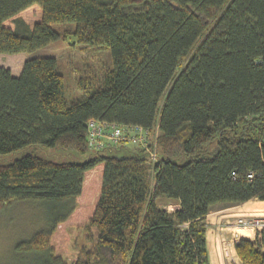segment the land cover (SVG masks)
Wrapping results in <instances>:
<instances>
[{"label": "trees", "instance_id": "16d2710c", "mask_svg": "<svg viewBox=\"0 0 264 264\" xmlns=\"http://www.w3.org/2000/svg\"><path fill=\"white\" fill-rule=\"evenodd\" d=\"M33 4L41 17L30 26L17 14ZM53 23L105 46L111 66L70 104L54 56L27 58L17 76L0 66V153L41 145L84 156L0 163V207L72 202L17 245L46 252L40 264H210L208 212L264 200V0H0V53L50 44ZM92 118L157 130L156 161L142 146L91 150ZM68 226L93 230L92 246L77 248ZM234 250L241 264H264V230Z\"/></svg>", "mask_w": 264, "mask_h": 264}, {"label": "rangeland", "instance_id": "374dc122", "mask_svg": "<svg viewBox=\"0 0 264 264\" xmlns=\"http://www.w3.org/2000/svg\"><path fill=\"white\" fill-rule=\"evenodd\" d=\"M38 6V4H34V7L26 9L19 15L30 26L41 17V8L39 6L38 10ZM4 24L12 27V18L5 20ZM51 26L60 31V37L29 53L30 57L50 55L56 58L58 70L64 76L65 100L67 104H70L72 101L84 97L87 89L81 88L82 82H89L91 87L101 83L104 73L111 66L110 53L105 46H89L76 42L75 36L71 33L75 24L53 23ZM184 63L185 61H182L181 65ZM181 65L177 67L175 75L181 70ZM166 93L167 90L164 91L163 95ZM157 133V130L150 134L141 130L139 132L140 139L135 142H123L121 140L113 142L108 138L100 137L101 145L98 148L88 147L95 152H104L107 146L118 147L123 144L133 147L142 146L147 153L146 162L152 164L158 155ZM26 154H34L54 161H80L84 158L82 154L74 150L63 149L58 146L28 145L16 151L0 153V163L11 162ZM149 181L150 184H153L152 173L149 174ZM71 203L65 198L57 201L11 199L4 203L0 207V264H40L46 262L48 260L46 252L17 244L21 241L30 240L39 231L48 230L54 218L71 210ZM73 204L76 208L77 203L73 201ZM166 208L173 210L176 206L168 205ZM260 212H264V200L258 199H251L228 207L216 205L208 212L204 220L208 224L206 239L210 264H241L234 250V242L240 237L248 239L254 237H252V230L247 228L248 226L245 224L241 225L238 218L241 214H258ZM66 232L72 235L76 247L79 249L90 248L93 244L89 241L90 236H92L89 234H94L93 230L87 231L84 227L68 226Z\"/></svg>", "mask_w": 264, "mask_h": 264}, {"label": "built area", "instance_id": "2783aa9c", "mask_svg": "<svg viewBox=\"0 0 264 264\" xmlns=\"http://www.w3.org/2000/svg\"><path fill=\"white\" fill-rule=\"evenodd\" d=\"M141 130L145 129L137 125H121L116 122L92 118L87 121L88 146L98 148L101 145L100 137L108 138L113 142H117L118 140L123 142H135L140 139L139 132H141ZM238 222L241 223V225H247V228L251 229L255 233L256 231L264 230V212H260L258 214H241L238 218Z\"/></svg>", "mask_w": 264, "mask_h": 264}, {"label": "crops", "instance_id": "0c3cea01", "mask_svg": "<svg viewBox=\"0 0 264 264\" xmlns=\"http://www.w3.org/2000/svg\"><path fill=\"white\" fill-rule=\"evenodd\" d=\"M34 7V4L21 10L18 15L22 14L26 9ZM39 10V6H38ZM30 57L29 52H18V53H9V54H4L0 53V66H4L10 69L11 73L15 76L19 75V73L22 70L23 63L24 61ZM6 58L5 60H3ZM255 232L252 231V237H254Z\"/></svg>", "mask_w": 264, "mask_h": 264}, {"label": "bare ground", "instance_id": "6f19581e", "mask_svg": "<svg viewBox=\"0 0 264 264\" xmlns=\"http://www.w3.org/2000/svg\"><path fill=\"white\" fill-rule=\"evenodd\" d=\"M88 140V139H87Z\"/></svg>", "mask_w": 264, "mask_h": 264}]
</instances>
